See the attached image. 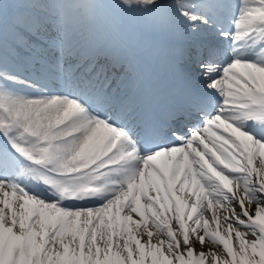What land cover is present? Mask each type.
I'll return each mask as SVG.
<instances>
[{
    "label": "snow or ice",
    "instance_id": "snow-or-ice-1",
    "mask_svg": "<svg viewBox=\"0 0 264 264\" xmlns=\"http://www.w3.org/2000/svg\"><path fill=\"white\" fill-rule=\"evenodd\" d=\"M261 74L264 0H0V264H264Z\"/></svg>",
    "mask_w": 264,
    "mask_h": 264
},
{
    "label": "rangeland",
    "instance_id": "rangeland-1",
    "mask_svg": "<svg viewBox=\"0 0 264 264\" xmlns=\"http://www.w3.org/2000/svg\"><path fill=\"white\" fill-rule=\"evenodd\" d=\"M223 215V214H222ZM149 264H150V258H149Z\"/></svg>",
    "mask_w": 264,
    "mask_h": 264
},
{
    "label": "bare ground",
    "instance_id": "bare-ground-1",
    "mask_svg": "<svg viewBox=\"0 0 264 264\" xmlns=\"http://www.w3.org/2000/svg\"><path fill=\"white\" fill-rule=\"evenodd\" d=\"M209 214H211V213H209Z\"/></svg>",
    "mask_w": 264,
    "mask_h": 264
}]
</instances>
